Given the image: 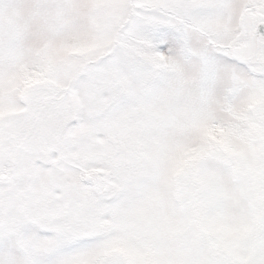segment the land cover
<instances>
[{
    "label": "snow or ice",
    "instance_id": "1",
    "mask_svg": "<svg viewBox=\"0 0 264 264\" xmlns=\"http://www.w3.org/2000/svg\"><path fill=\"white\" fill-rule=\"evenodd\" d=\"M0 264H264V0H0Z\"/></svg>",
    "mask_w": 264,
    "mask_h": 264
}]
</instances>
